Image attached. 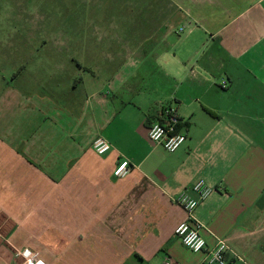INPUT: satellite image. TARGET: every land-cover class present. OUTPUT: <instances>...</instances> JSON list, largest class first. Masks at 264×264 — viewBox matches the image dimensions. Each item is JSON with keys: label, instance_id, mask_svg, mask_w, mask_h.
<instances>
[{"label": "crops", "instance_id": "obj_1", "mask_svg": "<svg viewBox=\"0 0 264 264\" xmlns=\"http://www.w3.org/2000/svg\"><path fill=\"white\" fill-rule=\"evenodd\" d=\"M154 6L150 33L65 34L64 64L0 55V264L24 249L44 264H200L173 235L174 200L199 180L206 248L264 264V0ZM164 105L186 136L173 153L147 138Z\"/></svg>", "mask_w": 264, "mask_h": 264}, {"label": "rangeland", "instance_id": "obj_2", "mask_svg": "<svg viewBox=\"0 0 264 264\" xmlns=\"http://www.w3.org/2000/svg\"><path fill=\"white\" fill-rule=\"evenodd\" d=\"M154 5L155 0H0V55L15 62L28 50L29 63L64 64L65 34L150 33Z\"/></svg>", "mask_w": 264, "mask_h": 264}, {"label": "built area", "instance_id": "obj_3", "mask_svg": "<svg viewBox=\"0 0 264 264\" xmlns=\"http://www.w3.org/2000/svg\"><path fill=\"white\" fill-rule=\"evenodd\" d=\"M179 124L180 120L176 110L164 105L158 112V119L149 126L147 138L152 144L162 147L168 153H173L186 140V136L178 130ZM92 150L96 155L103 156L111 150V145L104 138L97 137L92 142ZM128 172L129 162L121 159L116 163L113 177L123 178ZM212 190L210 186L199 180L184 189L175 198L174 203L184 212V219L176 226L173 235L189 251L193 253L205 252L204 259L200 264H246L241 257L228 256L230 250L223 240L217 239L213 248H206V243L200 234L201 225L195 219V211L198 204L205 200ZM15 257L20 258L21 261L12 264H44L38 260L36 253L27 249L17 251ZM163 264L177 263L167 257Z\"/></svg>", "mask_w": 264, "mask_h": 264}]
</instances>
